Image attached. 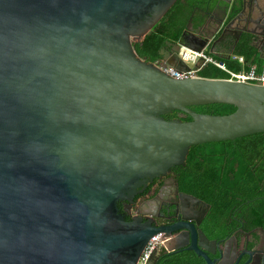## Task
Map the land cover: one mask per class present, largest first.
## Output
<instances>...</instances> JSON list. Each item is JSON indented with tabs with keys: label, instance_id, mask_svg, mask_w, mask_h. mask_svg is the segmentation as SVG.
<instances>
[{
	"label": "water",
	"instance_id": "1",
	"mask_svg": "<svg viewBox=\"0 0 264 264\" xmlns=\"http://www.w3.org/2000/svg\"><path fill=\"white\" fill-rule=\"evenodd\" d=\"M174 1L0 0V264H135L153 234L178 228L214 264L199 219L164 230L117 207L191 145L264 132V85L176 78L160 67L186 69L176 52L160 64L138 56L130 36L142 38ZM240 1L264 60V0ZM206 42L184 30L178 43ZM210 52L229 57L214 42ZM207 103L236 109L190 108ZM172 110L191 119H166Z\"/></svg>",
	"mask_w": 264,
	"mask_h": 264
},
{
	"label": "flooded vegetation",
	"instance_id": "2",
	"mask_svg": "<svg viewBox=\"0 0 264 264\" xmlns=\"http://www.w3.org/2000/svg\"><path fill=\"white\" fill-rule=\"evenodd\" d=\"M240 10V0H202L192 11L191 22H187L184 30L207 39L206 43L234 45L247 33L245 30L260 31L249 21L246 12ZM130 37L132 44L138 40L137 35ZM177 165L140 186L132 200H118L117 207L124 218L141 217L164 230L183 222L185 216L190 217V221L199 219L202 233L195 235L207 238L201 237L200 241L205 242L214 264H264V192L260 191H264V183L246 186L245 179L239 178L236 189L224 192V202L215 205L211 196L203 199L180 187ZM229 171L225 167L220 169L223 174ZM183 193L200 201L188 200ZM161 232L166 235L165 245L156 251V258L150 257L148 264H202V261L207 264L202 256L186 248L188 235H193L190 230L178 228L170 233Z\"/></svg>",
	"mask_w": 264,
	"mask_h": 264
},
{
	"label": "trees",
	"instance_id": "3",
	"mask_svg": "<svg viewBox=\"0 0 264 264\" xmlns=\"http://www.w3.org/2000/svg\"><path fill=\"white\" fill-rule=\"evenodd\" d=\"M201 2L202 0H175L144 36L133 42L138 56L149 62L164 60L174 51L192 11ZM218 49H226L243 56V62L218 56L233 71L248 69L253 64L258 69L261 67V59L249 33H244L234 45ZM199 75L210 78L228 77L227 73L213 64L203 66ZM190 108L201 113L227 114L233 112L236 106L228 103H207L192 105ZM177 116L183 120L191 119L188 114L181 116L178 110L164 114L166 119ZM223 167L229 168V173H221L220 169ZM175 170L182 189L203 199L211 196L214 204L220 205L225 200L223 193L236 189L240 184L239 178L245 179L243 183L246 186L264 183V132L191 145L185 161L177 165ZM223 177L227 179L224 180ZM202 264L205 263L202 261Z\"/></svg>",
	"mask_w": 264,
	"mask_h": 264
},
{
	"label": "built area",
	"instance_id": "4",
	"mask_svg": "<svg viewBox=\"0 0 264 264\" xmlns=\"http://www.w3.org/2000/svg\"><path fill=\"white\" fill-rule=\"evenodd\" d=\"M175 52L182 63L186 65V69H177L170 65L160 66L163 71L176 78H187L200 76V69L206 64H213L225 73L228 74L229 79H238L247 82L259 83L264 85V65L260 70H257L255 65H251L248 69L233 71L226 66L223 59L217 55L207 51L205 48L196 49L184 44H177ZM232 59L240 62L244 61L242 55L231 53L229 55ZM164 60L156 61L157 64L163 63ZM240 75V79H239ZM166 235L157 232L153 234L142 248L135 264H148L151 254L154 250L158 251L160 247L165 245Z\"/></svg>",
	"mask_w": 264,
	"mask_h": 264
},
{
	"label": "crops",
	"instance_id": "5",
	"mask_svg": "<svg viewBox=\"0 0 264 264\" xmlns=\"http://www.w3.org/2000/svg\"><path fill=\"white\" fill-rule=\"evenodd\" d=\"M211 45H212V43L210 42V43H206V45L204 46V48L207 50V51H209L210 52V47H211ZM177 46V45H176ZM222 46H227V45H224V43H218V44H215V47H216V49L218 50V52H219V54L220 55H224V56H226V55H230L232 52H228L226 49H223V50H220V49H218V48H220V47H222ZM173 52H175V49H174V51ZM169 57H171V53L168 55V56H166V58L165 59H167V58H169ZM230 57V56H229ZM253 65H255V64H253ZM264 65V60H261V67ZM261 67H260V69H261ZM256 69L257 70H260V69H258L257 67H256Z\"/></svg>",
	"mask_w": 264,
	"mask_h": 264
}]
</instances>
